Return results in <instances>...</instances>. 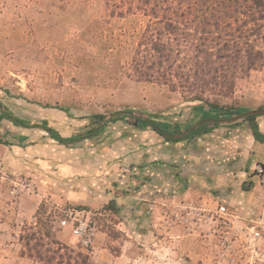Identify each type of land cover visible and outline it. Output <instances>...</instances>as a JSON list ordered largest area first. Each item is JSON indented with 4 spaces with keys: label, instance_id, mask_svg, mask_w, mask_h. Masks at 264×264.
Instances as JSON below:
<instances>
[{
    "label": "rangeland",
    "instance_id": "rangeland-1",
    "mask_svg": "<svg viewBox=\"0 0 264 264\" xmlns=\"http://www.w3.org/2000/svg\"><path fill=\"white\" fill-rule=\"evenodd\" d=\"M146 22L102 0H0V264H45L51 240L89 264H264V146L249 114L213 127L201 103L138 80ZM208 100L257 112L264 68ZM186 122L196 134L162 128ZM85 219L89 247L74 234Z\"/></svg>",
    "mask_w": 264,
    "mask_h": 264
},
{
    "label": "trees",
    "instance_id": "trees-1",
    "mask_svg": "<svg viewBox=\"0 0 264 264\" xmlns=\"http://www.w3.org/2000/svg\"><path fill=\"white\" fill-rule=\"evenodd\" d=\"M109 14L123 17L139 14L146 18L130 63L131 72L143 82L156 84L178 92L201 116L200 121L246 117L255 141L264 144L256 119L264 115V106L257 112L245 108H218L208 97H226L234 92L237 83L251 72L264 68V0H102ZM209 106L207 111L205 106ZM146 115V114H145ZM148 117V115H146ZM5 117H9L5 115ZM127 113L111 118L123 119ZM0 119L4 117L0 116ZM95 130L104 116L96 114ZM140 123L153 122L138 119ZM25 126V122L17 121ZM172 126V125H171ZM162 124L165 134H196L190 122ZM59 139L67 144L71 139ZM175 141V140H174ZM52 257L45 264L69 262L89 264V258L73 254L51 240L45 243ZM66 251L61 254V252ZM68 262V264H69Z\"/></svg>",
    "mask_w": 264,
    "mask_h": 264
},
{
    "label": "built area",
    "instance_id": "built-area-1",
    "mask_svg": "<svg viewBox=\"0 0 264 264\" xmlns=\"http://www.w3.org/2000/svg\"><path fill=\"white\" fill-rule=\"evenodd\" d=\"M256 169L259 173L262 172V168L257 167ZM219 212L224 213L225 208L221 207ZM74 234L80 238L82 245L89 247L93 237V228L91 227L90 222L87 219L78 221L74 228Z\"/></svg>",
    "mask_w": 264,
    "mask_h": 264
},
{
    "label": "crops",
    "instance_id": "crops-1",
    "mask_svg": "<svg viewBox=\"0 0 264 264\" xmlns=\"http://www.w3.org/2000/svg\"><path fill=\"white\" fill-rule=\"evenodd\" d=\"M1 117H2V116H1ZM258 118L261 119V121H260V120L258 121L259 131L264 135V130H262L263 128H262L261 125H260L261 122L264 124V118H262V116H260V117H258ZM249 132L251 133V136H252V138H253V134H252V132H251L250 129H249ZM253 141L255 142L256 145L264 146V144L255 141L254 138H253ZM251 166H252V165H251ZM246 177H247V176H246ZM250 179H252V181H253L254 178L251 177ZM242 181H243V180H242Z\"/></svg>",
    "mask_w": 264,
    "mask_h": 264
}]
</instances>
